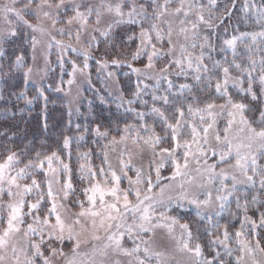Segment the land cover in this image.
I'll use <instances>...</instances> for the list:
<instances>
[{
  "label": "snow or ice",
  "instance_id": "6c2138e0",
  "mask_svg": "<svg viewBox=\"0 0 264 264\" xmlns=\"http://www.w3.org/2000/svg\"><path fill=\"white\" fill-rule=\"evenodd\" d=\"M17 2L18 0H10L3 7L4 22L12 25L14 18L33 33L47 35L49 49L55 44L62 51H77L71 43L65 44L64 40H57L52 35V30L70 40L74 36L79 43L82 35L91 28L87 39L88 48L83 50L84 66L78 69L73 62V73L78 70L83 72L88 67L90 49L97 41L94 33L99 32L107 37L114 26L118 28L127 24L139 28L140 42L132 59L136 60L142 54L147 56L144 68H133L132 71L146 79H154L157 88L161 80L166 82L164 91L167 94L156 95L154 90V102L173 105L175 101L170 99L169 94L179 98L185 90L196 100L198 97L193 93V88L202 81H207L206 86L212 87V73H222V79H215L214 91L224 102L217 104L212 101L205 103L203 107H193L188 103L187 113L183 106H175V123L170 122L165 112L154 103L150 112L157 115L165 128L170 130L173 146L160 147L166 137L157 135L154 127L150 128L147 124L139 127L136 124H125L124 134L119 140L116 137L109 140L110 145L125 144L121 157L127 154L128 159L119 160V171L108 159V145L102 150L101 166L93 167L89 162V150L77 153V160L83 162L78 163L74 170L70 150L72 138L69 136H63L62 144L59 145L62 150L67 151L68 162H65L58 151H51L43 157L37 151L35 158L29 157L26 162L17 152L9 151L3 162H0V264H60V258H64L63 264H82L77 256L81 255V246L89 244L92 255L88 264H172L164 252L157 251L154 247L157 229H165L168 236L176 240L177 249L190 256L191 264H233L231 259H225L219 251L212 248V245H222L225 249L224 256H233V249L227 243L232 235L227 223L222 228L223 239L214 231L205 229L211 237L209 254L205 255L201 243L197 242L194 246L191 243L193 232L190 224L179 223L175 216L166 215L171 210L173 201L181 208L187 202L194 206L197 217L212 220L213 215H221L229 197H235L236 207H242L244 213L239 229L234 232L238 246L234 264H264V244L257 238L259 233L255 231L257 228H264V0H260L259 4L255 0H243L245 23L251 21L258 25L259 30L240 32L239 35L224 39L221 51L230 49L232 52V60L225 59L224 63L212 60L211 55L216 50L212 42V36L216 35L214 29L224 23L223 17H216L219 24L213 19L212 8L217 5V0H208L207 5L198 3L197 0H179L176 7L171 6L173 0H163L162 3L161 0H118L114 5L107 0H101L99 4L75 3L73 0L71 6L68 0H39L38 3L28 0L19 8L16 7ZM231 3L234 8L236 0H231ZM62 14L65 17V27L56 28L61 22ZM106 14L111 17L108 21H105ZM26 15L34 16L37 23L33 24L25 19ZM223 16L230 17V10L226 8ZM45 21H50V28L44 27ZM103 22L107 26L101 30ZM74 25L75 32L72 30ZM202 29L209 31L201 35ZM224 31L227 32V28ZM16 35L15 27L0 32V44ZM132 38L133 36L129 37ZM246 39L249 42L246 43ZM165 44L168 45L167 49L164 48ZM238 44L243 45L246 52V56L241 57L239 62ZM39 45L41 40L32 35L33 61L37 59ZM190 48L193 51H189ZM197 48L198 54L195 52ZM5 54L0 49V58ZM164 57L170 59L164 67L156 70V61ZM206 59L212 60L211 67L205 63ZM45 62L47 64V57ZM112 63L116 64L118 61L113 60ZM173 65L178 69L175 73L177 76L187 78L191 72L195 84L181 83L175 86L169 78ZM4 68L5 64L0 62V75L7 76L11 71L22 72L25 84L34 71L32 66L26 67L23 54L15 56L8 65V72ZM232 69L238 75L233 76ZM68 83L72 84L73 81L69 80ZM141 83H137L134 96H139L144 89L150 87L143 83L141 88ZM229 86L246 93L251 102L260 107L252 108L250 103L235 101ZM174 87L177 90L173 93ZM40 94H43L42 90ZM19 95L24 96L25 93L21 92ZM27 103L31 104L32 99H28ZM127 103L131 105L133 100L129 99ZM128 110L134 111L131 108ZM250 110L259 112V127L253 126V121L246 115ZM136 114L141 121L146 115L145 112ZM225 115V127L221 130L218 120ZM76 127L79 129L81 126L77 124ZM141 128L152 134L145 138L140 134ZM185 128L190 139H184L181 143L180 138L185 135ZM84 131L87 132L88 129L85 128ZM93 131L97 137L107 138L109 135L107 129L101 131L99 124ZM83 139L84 135L76 137L77 142ZM129 139L140 154L146 150L151 151L154 159L149 163L148 172L143 167L136 168L133 165L132 152L125 143ZM179 149H183L182 157L177 155ZM209 153L218 159L209 163ZM155 158H158V162ZM169 162L172 165L171 176L162 178V169ZM74 171L79 181L85 185L80 189L84 199L77 195L73 183ZM193 171L199 176V182L192 176ZM129 172H134V177ZM38 176H43V179H38ZM177 177L188 179L181 180L175 196L165 197L166 191L174 190L171 181H175ZM162 179H168L170 183L161 184ZM124 180H127V187L121 186ZM240 186L245 189L243 205ZM154 188L159 189L157 194H153ZM249 189L255 190L250 201ZM33 192L36 194L34 201L28 199ZM250 203L259 205L256 208L259 213L258 222L248 215ZM72 206L78 207L79 211L71 212ZM157 207H163L165 211L158 213ZM216 208L220 211H214ZM232 219H236L235 215H232ZM178 223L181 229L179 238L174 234ZM66 240L73 242L71 258L64 251ZM126 241H131V246H127Z\"/></svg>",
  "mask_w": 264,
  "mask_h": 264
},
{
  "label": "rangeland",
  "instance_id": "374dc122",
  "mask_svg": "<svg viewBox=\"0 0 264 264\" xmlns=\"http://www.w3.org/2000/svg\"><path fill=\"white\" fill-rule=\"evenodd\" d=\"M203 0H197L198 3H202ZM28 0H18L16 7H22V4L27 3ZM36 3L39 2V0H35ZM55 2V0H54ZM73 0H68L69 6H71V3ZM75 3H95L99 4L101 0H74ZM107 2L112 3L113 5L118 2V0H107ZM163 0H161V3ZM179 0H173L172 7H176L178 5ZM10 0H0V32L6 31L9 27H15L17 29V35L14 37L22 36L26 40L28 39L30 41V59L32 57V48H31V36L36 35L37 39L41 40V45L37 47L36 61H33L31 59V62L29 66H32L34 68V71L32 73L31 78L28 80L27 84L30 87H33L36 92L40 94V90H42V93L44 94V91L47 89H54L56 93L60 94L66 104L68 114L75 118L81 113V109L85 104L89 105L92 102V98H96L102 101L105 100H111L115 103L117 107L122 109L129 117L124 123L119 133H109L107 138H101L97 137L94 133L92 135V147L95 151L91 150V157H90V163L93 165V167H99L102 164V156L104 146L108 145L107 152H108V159L113 165V167L119 171V160L121 158L127 160L128 155L125 154L123 157H121V153L125 151V144H117V145H110L109 140H111L112 137H116L117 140H119V137L123 135V128L125 124H136L138 127L141 124H147L150 128L154 127L155 133L157 135H160L161 137H166L163 142L161 143L160 147H172L173 141L171 140V133L170 130L166 129L164 126L163 121L161 119L150 112L151 107L155 103V106L160 107L165 114L168 116L169 121L172 123H175L176 114L174 113V107L175 106H183L185 108V112L187 113V104L191 103L193 107H203L205 103L215 101V103H223V99L217 100L216 96L218 95L214 91V84L215 79H222V74L212 73L211 75L214 76V79L212 81V87H207V81H202V83L199 86H195L193 88V93L198 97V99L194 100L191 98V94L185 90L183 95L179 98L173 97L171 94H169L170 99L174 100L175 103L173 105H164L161 101H153L152 100V93L155 90L156 95H164L165 93L164 89L167 87L166 82L161 80L159 88L156 87V81L154 79H146L143 75H139L132 71L133 68H144V65L147 63V56L146 54H142L139 58L136 60L132 59V54L135 52L137 46L139 45V37L138 32L139 28L137 26L132 25H121L118 28L113 27V30L109 32L108 36L105 37L103 35H100L99 32L94 33L97 37V41L92 45L89 57L87 60L88 67L84 69L83 72L76 71L73 73V62L77 66L78 69L83 68L84 66V55L83 50L88 48L87 39L89 36V33L91 32V28H89V32H86L82 35L81 41L78 43L74 36L70 40L67 36H60L59 33H57L55 30H52V35L56 36L57 40H64L65 44L71 43L74 48L77 49V51L73 52L71 49H68L66 51H62L60 47L56 46L55 44L52 45V47L49 49L47 47V41L49 37L47 35H41L40 33H33L31 29L27 28L25 25L18 23L13 19V24L8 25L4 22L2 9L5 5L9 4ZM205 3H208V0H206ZM35 6V3L33 4V7ZM83 10V9H81ZM126 11V9H125ZM63 12V10H62ZM68 14H71L70 12ZM206 15V14H205ZM25 19L29 20L31 23L35 24L37 23V20L32 15H26ZM64 15L61 16V22L56 25V28L65 27L64 24ZM111 17L108 16V14L105 15V21L110 20ZM90 25L92 24V21L89 22ZM106 22H103L100 27L101 30L106 28ZM44 27L50 28V21L44 22ZM75 25L73 26L72 30L75 32ZM203 30L201 32V35H203ZM136 34V35H134ZM121 36H124L126 41V47L122 51L121 49L118 51H110V48H113L114 46H117L119 44V40L122 38ZM130 36H133L132 39H129ZM13 37H9L11 39ZM176 38L174 37V40ZM7 40V41H8ZM181 42H183V38H180ZM6 41V42H7ZM122 41V40H120ZM0 44V49H2L5 52V43ZM129 43V44H128ZM119 46V45H118ZM216 46V44H215ZM168 45L165 44L164 48L167 49ZM189 51H193L191 48ZM118 52V53H116ZM195 52L199 53V48L195 50ZM219 51L216 49L214 52L211 53L212 60H217ZM116 55V56H115ZM178 55V50H177ZM45 57H47V64L45 62ZM2 58H0L1 61ZM168 59L170 57H164L158 61H156V70L159 68H162L167 63ZM116 60L118 63L113 64L112 61ZM212 60H205V63L209 64V67H211ZM178 71L176 67L173 65L170 69L171 75L170 79H172L175 86H178L181 83H190L195 84V82L192 79V73L190 72L187 78L185 76H177L175 73ZM111 74V75H109ZM125 77V82L127 83V88L124 89V84L121 81V77ZM127 77V78H126ZM72 80L73 83L69 84L68 81ZM141 83V88H143V83H147L150 85L148 89H144L139 96H134L133 94L137 90V83ZM231 86H229L230 88ZM60 89V90H58ZM177 88L174 87L172 92H176ZM207 95V97H205ZM132 99L133 103L129 105L127 103V100ZM237 101V100H235ZM134 109V111H129L128 109ZM137 112H145L146 115L141 121L139 117L137 116ZM226 115L221 116L218 120V126L222 130L225 127L226 122ZM198 121V118H197ZM254 126V125H253ZM104 131V130H101ZM185 135L182 136L181 143L184 139H190V137L187 135V128L184 129ZM140 134L147 138V136L151 135V132L144 131L143 128L140 130ZM135 135V133H133ZM80 135H77L75 137H71L72 141L76 140V137ZM84 135V140H85ZM83 140V141H84ZM81 142V141H80ZM127 145V149L132 152V163L136 168L143 167L145 172H148L149 170V163L153 158L152 153L150 150H146L143 154H140L135 146L132 144L131 139L125 142ZM114 149V150H113ZM70 150L72 153L71 156V164L73 166V169L78 166V163L83 161L77 160V153L78 152H85L89 151L87 150H80L78 146H76V149L73 151ZM95 152V153H94ZM183 149H179L177 152L178 156L182 157ZM62 158L65 159V162H68L67 157V151L64 150L63 153H59ZM157 159L158 162V158ZM214 159L211 156V153H209V163H212ZM0 162H3L1 160ZM22 166V165H20ZM46 166V164H45ZM55 166V162H54ZM105 168H107V165H103ZM155 165H153L154 167ZM193 169L195 165H192ZM219 170V169H217ZM172 173V165L169 162L165 168L162 169L161 175L162 178L170 177ZM153 178H155V173L153 172ZM129 175L134 177V172H129ZM192 176H195L197 179V182H199V176L195 173V171L192 172ZM38 179H43V176H38ZM188 177H177L175 181H171L173 184L174 190L171 192L165 193V197L167 195L175 196L176 193L179 191L178 185L181 182V180H187ZM73 183L76 188L77 195L80 199H84L83 195L80 194V189L84 187L85 185L82 184L79 179L77 178V175L74 171L73 173ZM161 184H168L170 181L168 179H162L160 181ZM122 187H127V180H124ZM195 190V189H193ZM159 191L158 188L153 189V194H157ZM245 189L244 186H240V193L242 195L241 199V205H243V193ZM249 195L248 199L251 200V195L254 194L255 190L249 189ZM216 193L213 191V196H215ZM35 192L31 194L28 199L35 200ZM159 198V197H158ZM203 198V197H201ZM7 199V197H5ZM74 199V198H73ZM70 204V202H68ZM264 210V209H263ZM79 208L76 206L71 207V212H78ZM156 211L159 213L160 211H165L163 207H157ZM214 211H220L219 208H216ZM235 215L236 219H232V215ZM43 215V212L41 213ZM166 215L169 216H175L179 223H189L190 227L193 232V240L192 245L194 246L195 243L199 242L203 245L202 238L204 235L209 237L208 242L210 241L211 237L207 234L205 229H208L210 231H214L216 235H220L221 239H223L222 236V228L225 223H228V220L231 221V224H234L238 220V226L237 227H230L228 230L232 234L227 241L228 245L233 249V256L231 258L225 257L224 252L225 249L222 245H212V248L214 250H217L221 253L222 257L225 259H231L234 264V258L238 254V246L236 244V240L234 237V232L239 229L240 227V221L243 219V208L241 207L238 209L236 207L235 197H229V201L226 204L225 208L221 212L220 216L213 215L212 220L207 219H201L200 217L196 216V210L194 206L187 204V202H184V206L181 208L177 206V203L173 201V204L171 205V210L166 212ZM251 216V215H249ZM253 218V217H252ZM259 221L258 218H253ZM29 222H31L29 218ZM54 222V221H53ZM179 223L175 226L174 234L177 238L180 237L181 229L179 228ZM216 226L215 228L213 226ZM234 226V225H232ZM256 233H259V236L257 238L261 239L262 244H264V228H257ZM36 239H39V237H36ZM72 241H65L64 242V251L68 253V258H71V247H72ZM127 246H131V241H126ZM154 247L157 251H162L165 253L166 257L170 259L172 264H191V258L188 254L180 252L176 247V240H173L171 237L168 236L167 231L165 229H157L156 236L154 239ZM206 248L204 247V250ZM81 255L77 256V260L82 262V264H88L89 259L92 255L91 253V244L89 245H82L80 249ZM47 254V252L45 253ZM208 253L205 252V255H208ZM126 259V258H121ZM64 258H60V264H63ZM38 264H42V262H38Z\"/></svg>",
  "mask_w": 264,
  "mask_h": 264
},
{
  "label": "trees",
  "instance_id": "16d2710c",
  "mask_svg": "<svg viewBox=\"0 0 264 264\" xmlns=\"http://www.w3.org/2000/svg\"><path fill=\"white\" fill-rule=\"evenodd\" d=\"M205 2L206 0L202 1V3L207 5L208 3ZM255 3L259 4L260 0H255ZM226 8L230 10V17L223 16ZM242 9L243 0H236L234 8L232 7L231 0H217V5L212 8L213 19L216 20V17H223L224 20L223 25H219L214 29L216 35L212 36V42L216 44V49L219 51L218 58L216 59L221 61V63H224L225 59L228 61L232 60L230 49L221 51L224 39L230 38L233 35H239L240 32L259 30L258 25L251 23V21L245 23V13ZM205 14L207 17V12ZM216 23L219 24V21L216 20ZM225 28H227V32L224 31ZM202 30L203 32L209 31L207 29ZM121 37L120 40L122 41L119 40L120 43L110 48V51L121 52L119 51L120 49L122 51L125 49L127 40H125L124 36ZM245 42L249 41L246 39ZM5 44L6 54L0 61L5 64V72L9 71L8 65L12 63L16 55L23 54L26 67L29 66L31 59L30 41L28 39L26 40L22 36L13 37ZM237 53L239 62L241 57L246 56L243 45L238 44ZM232 75H238L235 69H232ZM121 81L124 84V89L127 88L124 76L121 77ZM229 91L234 100L250 103L252 108L260 107L251 102L250 96L246 93L232 87L229 88ZM21 92H24L25 95L20 96L19 93ZM216 97L217 100L223 99L218 95ZM28 99H32L31 104L27 103ZM5 109H9L10 111L5 112ZM246 115L253 121L254 126L259 127L257 124L259 119L258 111L250 110L246 112ZM128 117L113 101H102L92 98V102L89 105L85 104L81 109V113L72 118L68 114L63 97L56 93L54 89L49 88L44 91V94L39 95L33 87L25 84L22 72L11 71L7 76L0 75V161L6 157L9 151H15L20 154L22 160L25 162L29 157L34 159L37 151L41 152L42 157L50 154L51 151L63 153L64 150L59 147L62 144L63 136L75 137L77 135H85L84 141H71V149L74 151L76 146H78L80 150L90 149L95 151L92 147V135L96 125L99 124L101 130L107 129L111 134H118ZM45 123H47L46 128ZM77 124L81 126L79 129L76 127ZM85 128L88 129L87 132L84 131ZM257 207L259 205L254 206L250 203L248 215L258 218ZM238 221L231 224V221L228 220L227 224L229 228L237 227ZM202 238H204L203 246L206 248L205 252L208 253L209 237L204 235Z\"/></svg>",
  "mask_w": 264,
  "mask_h": 264
}]
</instances>
